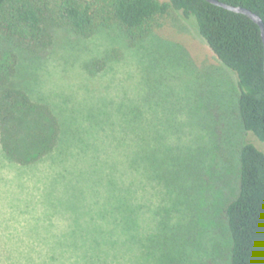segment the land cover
Returning a JSON list of instances; mask_svg holds the SVG:
<instances>
[{
    "label": "rangeland",
    "instance_id": "rangeland-1",
    "mask_svg": "<svg viewBox=\"0 0 264 264\" xmlns=\"http://www.w3.org/2000/svg\"><path fill=\"white\" fill-rule=\"evenodd\" d=\"M192 20L173 11L135 39L60 27L42 53L20 57L14 82L54 110L61 134L28 165L0 142V264H230L224 208L240 147L264 143L243 128L235 72ZM133 206L137 228L125 232ZM163 230L186 246L171 238L165 249Z\"/></svg>",
    "mask_w": 264,
    "mask_h": 264
},
{
    "label": "trees",
    "instance_id": "trees-1",
    "mask_svg": "<svg viewBox=\"0 0 264 264\" xmlns=\"http://www.w3.org/2000/svg\"><path fill=\"white\" fill-rule=\"evenodd\" d=\"M221 1L249 8L264 21V0ZM173 11H181L187 20L193 16L214 54L235 72L243 128L264 143V41L260 26L248 15L208 0H0V142L5 155L18 164H31L50 153L61 134L54 110L33 100L21 81L14 82L20 57L42 53L60 27L89 37L116 26L135 39L163 26ZM238 182L237 195L224 208L230 264H264V149L254 141L240 147ZM124 203L121 207H127ZM135 208L132 218H119L125 232L131 223L137 228ZM163 223L164 219L159 225ZM170 225L164 223L173 229ZM168 232L157 234L165 249L171 248L172 239L174 248L186 246L179 244L184 233L178 234L177 242ZM133 238L141 245V238ZM106 243L97 244L102 253ZM163 256L169 258L167 253ZM175 258L170 259L172 264H184L183 257Z\"/></svg>",
    "mask_w": 264,
    "mask_h": 264
},
{
    "label": "water",
    "instance_id": "water-1",
    "mask_svg": "<svg viewBox=\"0 0 264 264\" xmlns=\"http://www.w3.org/2000/svg\"><path fill=\"white\" fill-rule=\"evenodd\" d=\"M208 1L213 3V4L227 8L229 10L244 13V14L248 15L252 20H254L260 26L261 34H262L263 41H264V21L259 14L250 10L249 8H246L243 6L231 5V4L223 2L221 0H208Z\"/></svg>",
    "mask_w": 264,
    "mask_h": 264
}]
</instances>
